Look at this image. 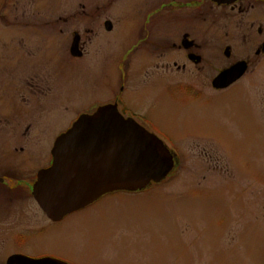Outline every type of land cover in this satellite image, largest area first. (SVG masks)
<instances>
[{"label":"rangeland","instance_id":"rangeland-1","mask_svg":"<svg viewBox=\"0 0 264 264\" xmlns=\"http://www.w3.org/2000/svg\"><path fill=\"white\" fill-rule=\"evenodd\" d=\"M14 1L0 0V12L17 11ZM70 1L24 0L22 9L44 27L52 12L65 16ZM208 20L213 24L201 22L203 27L227 26L215 29L217 42L232 43L239 56L247 57L257 44L258 25L237 30L227 17ZM260 22L264 27V16ZM251 23L245 20L244 25ZM42 35L34 40L27 34V53L37 57L24 69L45 76L51 91L40 101L25 97L26 111L38 130L16 141L9 139L20 137L0 132V159L11 161L9 170H24L23 163L15 162L18 158L30 172L48 165L55 139L122 91L130 107L154 122L152 131L177 156L179 166L165 182L143 192L107 195L62 223L48 224L41 236L28 237L15 248L32 257L55 254L76 264H264V59L253 57L248 73L230 90L210 92L206 82L208 90L194 99L173 85L145 88L135 74L123 83L120 60L131 46L129 34L111 35L108 45L99 35L94 41L99 53L92 61H81L65 56L60 39L68 43L70 35L64 33L53 38L52 85L50 39ZM71 43L72 37L68 51ZM131 63L136 64L134 58ZM221 66L203 75L210 80L225 68ZM11 108L12 103L5 111ZM2 250L0 246V255ZM13 253L8 247L0 264Z\"/></svg>","mask_w":264,"mask_h":264},{"label":"flooded vegetation","instance_id":"flooded-vegetation-1","mask_svg":"<svg viewBox=\"0 0 264 264\" xmlns=\"http://www.w3.org/2000/svg\"><path fill=\"white\" fill-rule=\"evenodd\" d=\"M6 1L10 2V0ZM23 2L24 0L13 2L19 7L17 11L0 12V25H2L0 29V132L5 134L10 132L14 137H20L15 140L9 139L10 141L23 140L31 130L39 129L30 113L26 111V95L30 94L31 97L39 99L47 96L44 94L46 90L51 91L45 76L38 75L35 70L29 74L25 72L27 61L36 60L37 57V54L32 56L27 53V34L29 38L33 34L34 40L42 34L50 39L49 62L52 85L53 38L60 35L63 37L64 33L70 35L68 43H65L64 37L63 40L60 39L65 56L81 61L87 59L92 61L94 55L99 53L100 50L94 48V41L98 40L99 35L102 36L101 42L108 45L113 41L110 38L111 35L120 34V32L129 34L131 40L128 45L131 46L120 60L123 62L122 67L125 68L121 81L128 82L130 75L135 74L136 81L139 80L145 88L163 83L166 86L173 85L178 89H184L188 96L194 99L198 98L202 92H206L203 90L207 89L206 82L210 83L212 90L210 92L221 93L230 90L239 80L224 89H217L214 86L215 80L223 72L242 64H246V73H248L253 57L258 60L264 59V27L260 22L264 16V0H236L230 4H218L213 0H71L70 10L66 12V15L62 17L52 12L49 16L50 22L44 27V23L37 21L38 17H26V11L22 9ZM224 17L235 21L234 27L237 30H244V28L254 30L258 25L257 44L253 45L247 57L235 54L232 43L217 42L215 29L226 30L227 26L215 28L203 27L206 24L202 25L203 23L213 24V21L208 19L218 18L219 20ZM128 19L131 23H128ZM218 20L216 23L219 22ZM245 20H252L251 27L244 25ZM169 24L174 25L172 29H169ZM44 35L42 36L45 38ZM71 37L72 43L68 51ZM114 41L117 42L118 39ZM74 47L78 48L80 56H73ZM28 57L31 58L27 59ZM133 58L136 61L135 65L131 63ZM217 66H225V68L208 80L206 75L209 74L208 69L211 70ZM203 73L206 74L203 75ZM182 74H188V77L180 78ZM11 76L14 79L10 81ZM123 95L122 91L113 101L102 106H116L123 117L134 120L154 134L152 131L154 122L136 107H130ZM10 103L13 110L7 112L5 107H9ZM102 106H95V111ZM19 160L18 158L15 162L23 163L21 166L24 170L14 171L7 167L11 161L0 159V224L2 225H0V246L3 247L0 259L3 258L8 247H13L14 253L7 255L3 264H8L11 257L19 255L33 259L53 258L67 264H76L70 259L55 254L32 257L23 252L22 247L15 248L17 244L23 245L28 237L41 236L45 231L44 227L48 224L62 223L69 216L92 207L88 206L74 212L62 220L50 219L35 200L33 190L39 174L51 166L52 160L45 167L31 172L25 170L26 161ZM175 163L178 167L177 158ZM18 225L22 228H18Z\"/></svg>","mask_w":264,"mask_h":264},{"label":"water","instance_id":"water-1","mask_svg":"<svg viewBox=\"0 0 264 264\" xmlns=\"http://www.w3.org/2000/svg\"><path fill=\"white\" fill-rule=\"evenodd\" d=\"M230 4L236 0H213ZM81 54L74 47L73 56ZM246 64L223 72L214 82L224 89L240 80ZM51 167L41 171L33 196L47 216L62 220L108 194L144 191L175 170L173 154L162 140L114 105L81 116L55 142ZM8 264H67L60 260L13 256Z\"/></svg>","mask_w":264,"mask_h":264},{"label":"bare ground","instance_id":"bare-ground-1","mask_svg":"<svg viewBox=\"0 0 264 264\" xmlns=\"http://www.w3.org/2000/svg\"><path fill=\"white\" fill-rule=\"evenodd\" d=\"M137 123V122H136ZM138 124V123H137ZM139 125V124H138ZM143 128V127H142ZM144 129V128H143ZM146 130V129H145ZM147 131V130H146ZM149 132V131H148ZM149 133H151V132H149Z\"/></svg>","mask_w":264,"mask_h":264}]
</instances>
